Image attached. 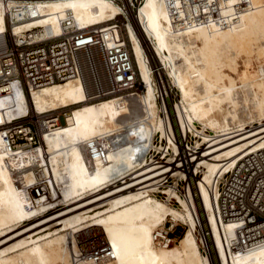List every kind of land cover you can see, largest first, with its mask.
<instances>
[{
    "label": "bare ground",
    "instance_id": "1",
    "mask_svg": "<svg viewBox=\"0 0 264 264\" xmlns=\"http://www.w3.org/2000/svg\"><path fill=\"white\" fill-rule=\"evenodd\" d=\"M21 1L0 0L2 43L7 30L5 11ZM34 1L37 16L15 22V33L43 25L57 34L60 18L67 13H72L79 26L104 24L121 9L113 0ZM240 1H222L219 21L181 28L173 24L163 0H144L138 19L125 27L144 82L142 94L88 101L78 77L31 92L35 112L64 108L65 117L56 125L50 124V131L42 133L41 144L32 148L8 150L0 132V264H74L70 235L86 224H97L104 230L114 251V259L107 264H214L207 238L209 252L200 249L188 201L177 196L180 207H176L150 192L156 188L157 176L167 169L144 161V153L135 152L141 145H151L156 131L161 135L165 131L156 100L154 65L146 48L179 90L181 122L194 127L208 142L197 157L202 166L199 192L207 207L211 199L207 185L214 177L264 147V0L237 6ZM253 61L257 65L250 74L247 65ZM10 91L0 95V125L29 107L28 98L15 82ZM256 122L260 125L248 129ZM103 132H120L121 142L109 151L106 162L94 160L90 168L80 144ZM39 160L41 165L50 164L57 181L64 183V207L52 209L53 213L48 209L56 205L32 203L26 189L37 180ZM112 169L118 170V176L108 181ZM168 216L182 219L188 226L178 241L158 246L153 231ZM234 227L233 222L220 225L212 221L210 235L218 264H264V244L247 251L230 249V258L225 239L230 243L235 237ZM201 241L203 244V237Z\"/></svg>",
    "mask_w": 264,
    "mask_h": 264
},
{
    "label": "built area",
    "instance_id": "2",
    "mask_svg": "<svg viewBox=\"0 0 264 264\" xmlns=\"http://www.w3.org/2000/svg\"><path fill=\"white\" fill-rule=\"evenodd\" d=\"M113 1L120 6V12L104 24L79 26L72 13H67L60 18L57 34L50 26L43 25L21 33L13 31L15 22L37 16L34 0H22L15 9H6L5 34L8 40L0 42V95L10 94L11 83L15 82L22 88L29 104L23 114L0 125L8 150L40 145L42 133L50 131V124L56 125L65 117L64 108L43 113L35 112L32 108L31 92L46 84L78 77L86 89L88 101L144 90V82L139 76L125 32L126 24L136 17L138 19V9L144 0ZM222 1L163 0L173 24L181 28L218 20ZM248 1L241 0L237 6L248 5ZM138 23L141 25L140 20ZM146 49L154 65L152 72L157 89L156 100L160 107L159 114L165 121V131L162 135L156 131L151 145H141L135 154L144 153V161L167 169L157 176L156 188L150 192L176 207H180L178 197L188 201L196 231L207 238L213 262L219 263V258L210 235L212 221L220 225L221 222L235 224V237L230 243L225 239L230 258V249L247 251L263 245L264 147L243 156L230 169L214 177L212 184L207 185L211 194L207 207L199 192L202 166L197 157L208 142L194 127L181 122L179 90L164 69L158 68L150 49ZM194 122L200 126L197 121ZM206 131L210 132L209 129ZM121 138L120 132H103L83 140L80 146L89 167L94 160L106 162L109 151L118 147ZM46 154L44 152L45 157ZM109 176L108 181L115 179L118 170L112 169ZM63 186V181H57L50 164L41 165L39 160L37 180L28 184L26 189L32 195V203L49 202L57 206L62 204ZM164 188L171 189V192ZM187 226L184 220L168 216L153 231V240L158 246L173 244ZM69 248L74 264H107L114 259L113 248L104 230L97 224H86L72 232ZM202 251L209 252L208 248Z\"/></svg>",
    "mask_w": 264,
    "mask_h": 264
},
{
    "label": "rangeland",
    "instance_id": "3",
    "mask_svg": "<svg viewBox=\"0 0 264 264\" xmlns=\"http://www.w3.org/2000/svg\"><path fill=\"white\" fill-rule=\"evenodd\" d=\"M6 39L8 40V35H7V33H6ZM256 65H257V62L256 61H253L252 63H250V64H248L247 65V70H248V72L250 73V74H254L255 73V67H256ZM241 69L243 70L244 69V66H243V64H242V67H241ZM145 91V90H144ZM141 92H143V90L141 91V90H139L138 92H136V93H140V94H142ZM144 93V92H143ZM134 108L136 107L134 104L132 105ZM137 108V107H136ZM263 123H264V121H263ZM260 125V123L259 122H256L254 125H249L248 126V129H251L252 127H256V126H259ZM211 132V134H213V132L212 131H210ZM204 149V148H203ZM64 207V205H63V203L62 204H59V205H57V206H55V208H53V209H55V210H59V209H61V208H63ZM55 210H49L48 212L49 213H53V211H55ZM28 222H26V223H24V224H27ZM55 226V225H54ZM54 226H52V227H54ZM185 230H186V228H185ZM185 230H184V232H185ZM196 234H197V237H198V239H199V245H200V249L201 250H203V249H207V245H206V242H205V238L203 237V236H200V234H198V232L196 231ZM202 237L204 238V242H203V244H202ZM214 264H218V263H216V262H214Z\"/></svg>",
    "mask_w": 264,
    "mask_h": 264
}]
</instances>
